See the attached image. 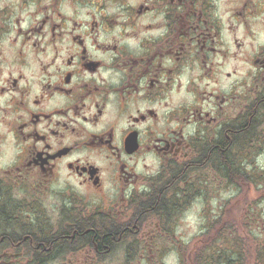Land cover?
I'll return each instance as SVG.
<instances>
[{
  "label": "flooded vegetation",
  "instance_id": "af4514ba",
  "mask_svg": "<svg viewBox=\"0 0 264 264\" xmlns=\"http://www.w3.org/2000/svg\"><path fill=\"white\" fill-rule=\"evenodd\" d=\"M262 15L264 0H0V264H144L146 233L175 235L197 173L264 110L261 47L248 92L243 69Z\"/></svg>",
  "mask_w": 264,
  "mask_h": 264
},
{
  "label": "rangeland",
  "instance_id": "374dc122",
  "mask_svg": "<svg viewBox=\"0 0 264 264\" xmlns=\"http://www.w3.org/2000/svg\"><path fill=\"white\" fill-rule=\"evenodd\" d=\"M263 18L264 15L258 21L261 23ZM256 33L264 39V27H256ZM244 41L246 54L243 69L248 92L253 88V74L257 71L258 76L260 72L254 60L259 47L264 50V40ZM258 132L260 136L263 135L262 140L255 144V148L243 151L239 162L251 176H258L257 181L264 185V125ZM196 180V199L181 212L178 221L171 223L177 225L175 235H163L161 231L158 236L149 233L144 236V264H197L198 255H203L204 250L212 246L215 233L223 224L228 225L223 235L230 232L231 239L237 240L233 236L237 233L243 245L244 264H261L259 252L264 248V187H255L253 180H250L238 183L237 188L212 169L198 172ZM158 222L157 219H149L148 224L152 225L149 228H163L162 223ZM213 224L215 226L212 228ZM224 241H229L226 235L218 249L225 248ZM160 246L162 251L159 250ZM178 246L180 252H172ZM141 256L140 251L137 260ZM137 260L135 264H140Z\"/></svg>",
  "mask_w": 264,
  "mask_h": 264
},
{
  "label": "trees",
  "instance_id": "16d2710c",
  "mask_svg": "<svg viewBox=\"0 0 264 264\" xmlns=\"http://www.w3.org/2000/svg\"><path fill=\"white\" fill-rule=\"evenodd\" d=\"M263 125H264V110L262 111L261 117L257 120V122L253 123L250 127L246 128L245 137L243 141H240L243 142V144L241 146L239 145V147H237L235 151H233L230 145L228 148V152H227L228 155L225 164L219 165L218 168L216 169L217 173L220 174L222 177H224L227 183H229L230 185L236 186L238 188L241 182L243 183L244 181L253 180L255 187L258 188L264 187L262 183H259V181H257L258 176L256 177L251 176L246 170H244V168H242L241 163L239 162L240 155L243 151H247L250 148L252 149L255 148V144L259 142V140L260 141L262 140L263 135L260 136L261 134L260 132H258V130L261 129ZM236 144H239V142L238 141L235 142V145ZM220 159H218L219 163H221ZM207 164L208 163H205V165ZM167 206L168 205L166 204H161V205L144 204V212H149L150 210H146L149 207H151L150 208L151 210H157L159 212L163 210L166 211ZM214 226L215 225L213 224L212 228ZM227 228H228L227 224H223L220 227V230L217 233H215L214 240L211 244L212 246L206 248L203 252V255H198L197 264H244V258L242 256L243 245L241 242H239L237 238L238 237L237 233L233 235L237 240L231 239L233 237L232 235L229 234L230 232L229 233L227 232L226 234L223 235V233H225ZM225 235L229 241L223 242V247L225 246L224 249H218L219 243L222 240V238L225 237ZM214 248H216V250H214ZM259 259L261 264H264V248L259 252Z\"/></svg>",
  "mask_w": 264,
  "mask_h": 264
}]
</instances>
